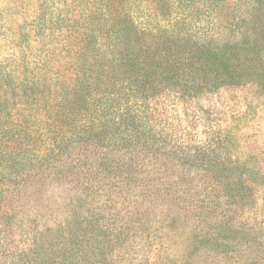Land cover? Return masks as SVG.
I'll return each instance as SVG.
<instances>
[{
    "label": "trees",
    "instance_id": "16d2710c",
    "mask_svg": "<svg viewBox=\"0 0 264 264\" xmlns=\"http://www.w3.org/2000/svg\"><path fill=\"white\" fill-rule=\"evenodd\" d=\"M79 1L97 24L80 34L75 49L68 45L72 76L0 61V264H137L128 261L135 246L139 264H174L151 249L145 237L151 222L157 231L188 229L196 250L207 249L214 233H232V226L198 231V220L208 221V194L195 178H215L235 203L247 170L215 168L217 159L168 145L143 94L175 81L153 60L159 48L148 38L157 37L160 50L191 49L202 64L229 71L230 81L238 76L227 57L238 46L196 44V32L185 25L195 24L205 0H155L152 11L143 0ZM173 7L179 11L162 25ZM245 9L249 24L264 25V0ZM38 218L42 227L26 226ZM19 235L28 238L22 247Z\"/></svg>",
    "mask_w": 264,
    "mask_h": 264
},
{
    "label": "rangeland",
    "instance_id": "374dc122",
    "mask_svg": "<svg viewBox=\"0 0 264 264\" xmlns=\"http://www.w3.org/2000/svg\"><path fill=\"white\" fill-rule=\"evenodd\" d=\"M41 1L0 0V61L10 68L27 63L30 71L45 66L46 71L60 69L72 76L68 45L75 49L80 34L97 24L96 17H91L79 0H46L44 10L39 8ZM142 3L151 11L155 6V0ZM249 4L250 0H225L218 5L205 0L199 4L201 12L195 24L185 25L192 35L196 32L198 46L202 41L212 49L237 44L236 54L227 57L231 75L238 76L231 81L229 71L202 64L198 56L189 54L191 49L176 50L173 44L160 50L164 45L157 37L148 38L149 44L159 48L153 60L175 81L174 85H151L143 94L165 141L187 155L199 152L217 159L215 168L230 169L236 164L247 170L240 181L242 201L235 203L226 201L215 178L205 182L195 178L198 189L208 194V221L199 219L198 231L207 233L218 225L232 226V233L211 235L214 248L209 239L207 249L196 250L190 230L174 232L170 226H163L160 232L151 222L145 236L152 241L151 249L155 255L164 251L174 264H264V25L249 24L245 9ZM171 11L162 25L179 10L173 7ZM233 18L244 25H235ZM181 168H187V164ZM194 169L201 174L204 171ZM200 198H193L194 204L201 205ZM26 224L30 228L43 226L39 218ZM27 239L24 235L15 237L16 245L24 246ZM139 254L135 246L128 261L139 264Z\"/></svg>",
    "mask_w": 264,
    "mask_h": 264
}]
</instances>
